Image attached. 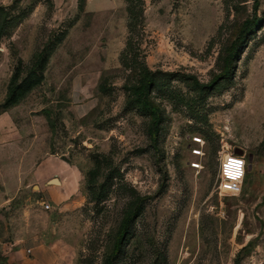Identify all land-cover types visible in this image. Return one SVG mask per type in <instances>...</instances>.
<instances>
[{"label":"rangeland","instance_id":"rangeland-1","mask_svg":"<svg viewBox=\"0 0 264 264\" xmlns=\"http://www.w3.org/2000/svg\"><path fill=\"white\" fill-rule=\"evenodd\" d=\"M252 2L0 0L11 18L0 35V113L12 119L0 152V252L12 233L34 235L56 215L72 264H108L121 221L146 195L113 264H264V0L254 14ZM234 42L226 75L199 87ZM141 69L150 82L135 92ZM7 93L18 98L6 107ZM141 100L160 113L156 151ZM226 146L245 174L239 194L218 196ZM54 157L76 174L56 204L33 177ZM6 182L15 194L2 192Z\"/></svg>","mask_w":264,"mask_h":264},{"label":"crops","instance_id":"crops-1","mask_svg":"<svg viewBox=\"0 0 264 264\" xmlns=\"http://www.w3.org/2000/svg\"><path fill=\"white\" fill-rule=\"evenodd\" d=\"M11 120L10 110L6 109L0 113V152L6 151L7 134L12 125ZM34 169L36 172L33 177L38 188L43 189L41 191L48 194L46 198L50 203L56 204L64 200L61 195L73 193L67 182L69 179L75 180L76 174L73 171L70 172V175L68 174L65 161L54 157L45 163H38ZM58 172L64 173L60 175ZM52 176L55 177L56 182H48V177ZM17 189L18 187L14 182H6L2 192L6 195H13ZM71 206V204L63 203L61 211H69ZM57 219L56 215L50 216L43 229L37 226V233L34 235L29 234L20 237L18 233H12L9 238L12 239L14 245L10 250L6 249L0 252V264H72L75 254L74 248L70 241L59 235ZM26 221V225L31 227L32 219L28 218ZM2 241L0 239V242ZM27 250L29 251L27 252Z\"/></svg>","mask_w":264,"mask_h":264},{"label":"trees","instance_id":"trees-1","mask_svg":"<svg viewBox=\"0 0 264 264\" xmlns=\"http://www.w3.org/2000/svg\"><path fill=\"white\" fill-rule=\"evenodd\" d=\"M256 4H257V0H253V2H252V13L253 14H254L255 9H256ZM9 21H11V18L9 17V15L5 11V9L0 6V35L2 33L1 30L3 29L5 24H7ZM236 50H237V48H236L235 42H234L230 46L229 52H228L227 56L225 57L222 72L218 76H216L213 80H211L207 83H204V84L198 83L197 85L199 87L210 86V85H213V83H215L217 81V79L224 77L226 75V72H227L228 62H229L230 58L233 57V55L236 53ZM140 75H141V82L138 85V87L136 89H134L135 92H143L144 89L148 86V84L150 82V77H151L150 71H148L146 69H141ZM17 98H18L17 93L16 94L15 93H7V97L5 100V106L14 103L17 100ZM141 104L145 109H147L150 112V115H151L150 124H149V138H150V142H151V147L153 148V150L156 151V149H157V147H156V141H157L156 124L160 118V113H159L157 108L150 105L145 100H141ZM147 197L148 196L144 195L141 198H139L138 201H141L142 199H146ZM138 201L133 204L129 215L123 221H121V223L119 225V228H118V231H117V234L115 236V240H114V243L112 246V250H111L110 254L108 255V262H109L108 264H113L112 260L115 257V255L118 253L119 246L121 243V239H122V236H123L124 231H125V225H126L127 221L131 220L135 216Z\"/></svg>","mask_w":264,"mask_h":264},{"label":"built area","instance_id":"built-area-1","mask_svg":"<svg viewBox=\"0 0 264 264\" xmlns=\"http://www.w3.org/2000/svg\"><path fill=\"white\" fill-rule=\"evenodd\" d=\"M196 142H201L200 138H194ZM226 148H221L218 155V169L216 173V180L213 186V192L218 196L223 195H237L241 191L242 180L234 182L231 179L230 173L224 169V166L227 164ZM195 154H199V150H194ZM233 155L236 157H242V155L233 152ZM243 158V157H242ZM244 159V158H243ZM44 209H48L49 205L44 204ZM29 250H27L28 252Z\"/></svg>","mask_w":264,"mask_h":264},{"label":"clouds","instance_id":"clouds-1","mask_svg":"<svg viewBox=\"0 0 264 264\" xmlns=\"http://www.w3.org/2000/svg\"><path fill=\"white\" fill-rule=\"evenodd\" d=\"M226 148L230 149V146H226ZM225 154L227 156V164L224 169L230 173L234 182L241 181L245 174L246 161L241 156H234L232 150H226Z\"/></svg>","mask_w":264,"mask_h":264},{"label":"water","instance_id":"water-1","mask_svg":"<svg viewBox=\"0 0 264 264\" xmlns=\"http://www.w3.org/2000/svg\"><path fill=\"white\" fill-rule=\"evenodd\" d=\"M234 152L236 153V150H234ZM237 152H240L239 150H237ZM238 154V153H237ZM52 182H56L55 178L52 179Z\"/></svg>","mask_w":264,"mask_h":264}]
</instances>
